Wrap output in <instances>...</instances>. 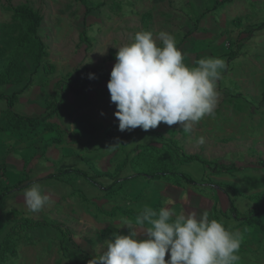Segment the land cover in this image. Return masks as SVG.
Returning a JSON list of instances; mask_svg holds the SVG:
<instances>
[{
    "label": "rangeland",
    "instance_id": "1",
    "mask_svg": "<svg viewBox=\"0 0 264 264\" xmlns=\"http://www.w3.org/2000/svg\"><path fill=\"white\" fill-rule=\"evenodd\" d=\"M220 1L222 0H87L92 6L98 3H104V6L85 16L84 7L76 0H0V66L11 59L16 41L23 33L22 22L12 19V8L19 5L25 4L42 16L38 36L48 52V57L42 59L36 69L29 57L23 55L18 58L19 73L15 77L22 80L21 86H4L0 91L11 95L26 82H32L31 87H36H28L24 90L25 94L23 92L18 96V101L20 98L23 100L22 106L18 108L24 115L26 113L28 117H37V114L45 112L44 106L41 112L39 105L29 106L25 103L28 97L43 105L53 98H62L63 104L69 100L77 107L75 117L89 116L90 122L98 126L102 134L120 138L127 135V140L122 137L124 148L133 147L134 140L138 146L151 145V149H144L139 155L130 154L132 159L127 174H150L167 166L190 176L197 185H187L179 177L171 175L161 181L143 176L124 181L120 185L125 191L120 194H125L128 200L139 201L133 209L143 210L148 207L160 210L163 206H172L176 215L192 211L201 213L209 208L207 198H210L216 210L214 213L209 208L210 219H217L230 231L240 232L242 235L241 247L237 253L240 259L236 264H264V237L257 234L253 227L241 226L233 218L220 215L221 211L228 216L230 214L229 196L234 200L236 209L246 214L256 205L246 197L264 191V29L256 30L264 23V0H233L218 6ZM142 30L152 32L154 39L161 31L172 34L189 66H196L198 60L205 57L225 61L226 70L216 82L219 97L214 117L203 118L189 132L178 125L168 126L163 122L147 131L139 127L131 131L119 130V122L114 115L117 109L111 102L107 83L116 63L118 48L132 43L134 35ZM83 31L86 32L88 42L80 41ZM188 33L186 39H183ZM156 42L160 45L158 39ZM231 43L241 44L242 48L236 58L229 61ZM49 65L53 67L52 72L45 74L43 67ZM89 73H98L107 79H95L82 96H74L65 88L63 93H51L57 81L65 80L76 86ZM40 94L50 96L43 102ZM71 104H66L68 109H71ZM31 107L34 108L31 110ZM4 126H7L4 116H0V128ZM22 130L20 136L31 133L29 129ZM19 135L9 133L8 136ZM158 135L164 139L177 140L186 154H197L209 161L238 168L230 174L223 173L218 179L235 187L240 194L227 188L216 190L214 186L203 182L211 175L208 173L209 169L198 162H178L174 154L160 149L159 144L163 140ZM200 136L205 138L202 146L196 143ZM90 150L83 151L82 158H74L67 165L86 173L88 177H94V174L87 171V165L95 158L93 153H89L93 150ZM67 159L70 160V157ZM66 169L68 168L60 171H67ZM72 175L76 178L72 179ZM7 178L9 176L4 179ZM60 179L68 184L63 186L66 188L63 191L72 194V204L66 206L67 203L59 202L55 206L52 203L46 208L48 211L54 205V210L46 212L41 219L60 224L64 236L50 227L27 230L15 238L17 255L5 264H86L83 257L86 254L92 258L103 254L106 250L105 242L112 238L113 233L128 234L127 228H122L119 222L121 216L118 213L109 212L107 206L97 207L92 202L95 194L97 198H104L100 189L75 174H67ZM77 179L80 180L79 184ZM95 180L100 185L105 183L98 178ZM162 181L171 187H164ZM184 186H188L201 198H195L200 204L195 200L192 204L189 203L191 194ZM111 191L106 194V198L118 194L117 191ZM96 204L103 206L102 200ZM0 206L4 208V202ZM109 213L112 214L108 216ZM2 214L4 229L1 228L0 241L13 226L7 220L8 213ZM140 231L141 238H146L144 230ZM63 248H66L65 251ZM168 258L169 255L166 254L165 259Z\"/></svg>",
    "mask_w": 264,
    "mask_h": 264
},
{
    "label": "clouds",
    "instance_id": "2",
    "mask_svg": "<svg viewBox=\"0 0 264 264\" xmlns=\"http://www.w3.org/2000/svg\"><path fill=\"white\" fill-rule=\"evenodd\" d=\"M226 67L223 59L215 57L189 66L172 34L161 31L154 39L150 31L137 32L132 43L118 48L107 83L119 130L147 131L163 122L189 132L203 118L214 117L219 97L216 82ZM88 78L95 75L89 73ZM196 143L204 145L205 138L200 136ZM23 197L32 213L53 203L39 183L27 188ZM119 222L128 234L113 233L103 254L88 264H236L240 259L241 233L210 219L208 211L176 215L167 206L158 213L145 207L134 222L127 217H119ZM140 229L146 238H141Z\"/></svg>",
    "mask_w": 264,
    "mask_h": 264
},
{
    "label": "crops",
    "instance_id": "3",
    "mask_svg": "<svg viewBox=\"0 0 264 264\" xmlns=\"http://www.w3.org/2000/svg\"><path fill=\"white\" fill-rule=\"evenodd\" d=\"M1 87L4 86H0V88ZM55 91L56 90L53 89V92L51 90V93L53 94L55 93ZM25 93L26 91L23 94ZM0 94L8 95V93L5 92L2 93L1 91ZM46 95L45 94L39 95L41 97L40 99H43V102L47 97L50 96V95L47 96ZM21 100L22 98H20V100L18 101L17 104H15L12 110L16 113L24 115L22 112L19 111L18 108L22 106L21 102L23 100L22 101ZM25 103L29 104V106L39 105L41 107L40 110L41 112L44 110L42 107L43 106L45 107V104L44 105L37 104V102L34 99H31L29 97L25 99ZM44 103H46V101ZM66 104L68 105L71 103L69 100H67L65 104H63V109L59 112V115L57 117L50 119V122L59 125V136L55 132L44 131L41 127L38 128L37 130L25 128L26 130L29 129L31 131V133H28L25 136L23 134L21 136L19 135L23 131L22 129L13 131L9 126H4L3 128H0V140H1L0 170L3 172V175L0 178V188L1 189L10 188L12 190L10 195L3 201L4 208L0 206V234L2 233L1 228L4 229V225L2 224L3 222L2 213H8V217L10 218V220H19L23 218V219H29L30 221H42L43 220L41 219L42 215H45L46 212L51 211L52 209L54 210V205H53L52 208L50 209L48 208V211L47 208H45L42 212L39 213H32L28 211V209L25 207L23 203V199H24L23 192L27 188H29L33 183H39L42 189L51 195L53 199V204H55V206L59 202L60 204L67 203L65 204L66 206L68 204H72V200L74 199L71 197L72 194L63 191V189H66L63 186H68V184L64 182L63 179L53 180L50 179L49 176L57 173L60 170H64L65 168H68L69 170L74 169L75 167L74 168L70 167V165H67V163L71 162V160L74 161V158H82L83 157L82 154L85 152V150L86 151H89L90 149L93 150L92 152L89 153H93L95 157L87 165L88 166L87 171L90 172L91 174H94L93 176H96V174L108 175V177L98 178L101 179L102 182H105L104 184L102 183L103 187L110 186L113 183V178L119 180L117 185L112 189V191H117L118 194H114L112 197H109L110 198L109 199L105 197L108 192L99 190L101 192L100 194L101 195L103 194L104 198L103 199L97 198L96 197L97 194H95V197L92 201L95 204V206L104 207V208L107 206L110 212L115 207H120L122 209H133L136 208L137 203H139V201L136 199H133L131 201L126 198L125 194H120L123 191H125L123 190L122 186H120V184L123 183L122 180L123 177L125 175H127L126 177L132 175L131 173L127 174V172H129V162L132 159V158L130 159L131 157L130 154L132 153L133 156H135L138 155L139 152V151L135 152L133 150L138 146L136 140H134L133 147L126 149L124 148V143L122 141H124L123 138H126V140L129 139V137H126L127 135H124V137L121 136V138L109 137L106 134H102L101 132L87 131L85 133L79 134V136L77 137L75 126L72 123L73 119L76 118L74 115V111L77 110V107L71 104V109H68ZM32 108L34 107H31V110ZM6 110H7L6 102L4 100H0V116H5L4 112ZM27 113H31V112H27ZM24 116L28 117L26 113ZM36 116L38 117L40 115L37 114ZM31 117H35V116L33 115ZM9 133L10 134L16 133V135L18 133L19 136L10 137L8 136ZM75 136H76V140L74 138ZM59 138L61 141L57 143L56 140ZM117 141L120 142L117 146H115L114 148H109V146L115 144ZM96 147H99V149H96ZM68 157H70V160L67 159ZM73 161L72 163H74ZM114 172H117L115 176H113ZM208 173H211L210 169L208 170ZM221 175H223V173L220 175L211 174L209 176V179L214 182L225 183L223 180L218 179V177ZM8 176L9 178L4 179ZM71 178L74 179L76 177L72 175ZM108 180L111 182H108ZM158 181H161V179ZM77 183L79 184L80 180L77 179ZM17 185H19L20 187V189L18 190L15 189L16 188L15 186ZM163 186L171 187V185L167 184L166 182H163ZM184 187H186L185 190L191 194L190 198L188 199L190 204H192V201H194L195 198L197 199L200 198L197 197L196 194L193 193L192 190H190V188H188V186H184ZM215 189L218 190L216 187ZM229 198L231 199L230 196ZM100 200H102L103 206H98L96 204L97 202L100 203ZM207 201L209 208H212L214 202H212L210 198L209 199L207 198ZM195 202L197 204L199 203V201L196 200ZM168 207L172 209V206H168ZM198 207L199 206H197V208ZM209 208L206 209V211L211 212L209 211ZM173 212H175V209L173 210Z\"/></svg>",
    "mask_w": 264,
    "mask_h": 264
},
{
    "label": "trees",
    "instance_id": "4",
    "mask_svg": "<svg viewBox=\"0 0 264 264\" xmlns=\"http://www.w3.org/2000/svg\"><path fill=\"white\" fill-rule=\"evenodd\" d=\"M81 3L84 7V15L88 16L93 10H96L102 6L104 3H98L94 6L88 4L87 0H76ZM233 0H222L217 5H224L226 3H230ZM12 19L19 20L22 22L23 33L20 35L19 39L16 41L14 52L11 55V59L6 63L0 66V86H15L20 85L22 83L21 79H16V75L19 73V64L17 59L21 58L23 55L29 57L32 60L35 69L38 68L41 64L42 59L48 57V52L45 50L44 44L39 39L38 30L42 23V16L37 12L32 10L27 5H19L12 8ZM264 29V23H261L256 30ZM188 34L184 36L183 39H186ZM81 42H88V38L86 37V32L83 31L80 34ZM178 47V46H177ZM242 48L241 44H229L230 53L228 55V60L232 61L236 58L238 51ZM25 71L26 68H23ZM52 66L43 67V72L45 74H50L52 72ZM33 74V73H32ZM31 74V75H32ZM95 75L94 79H89L88 74L83 77V79L75 85L67 83L65 80H59L56 82L54 89L57 92L63 93V89H67L74 96H82L84 95V91L89 88L95 79H107L104 75H100L98 73H93ZM32 82H26L21 89L12 93L11 95L0 94V100H4L7 105V110L4 112V120L5 124L9 126L13 131L21 130L23 128H30L32 130H37L38 128H42L47 132H55L59 136V125L56 123L50 122V119L53 117H57L59 112L63 109V100L53 98L52 101H46L45 103V112L38 117H26L22 116L12 109L18 101V96L24 92L28 87H31ZM73 125L75 126L76 136L79 134L85 133L87 131L91 132H100L98 126H95L90 122V117L87 115H81L73 119ZM140 133V132H137ZM136 133V134H137ZM76 136L74 137L76 140ZM127 137V136H126ZM160 139L163 140L159 145H161L162 150H166L175 155L177 161L181 162H198L203 165L205 168H209L211 170L212 175H220L222 173H232L233 171H237L238 168L235 166H228L226 164H221L218 162L209 161L197 154H186L182 148L178 145L177 140L174 139H164L162 136L158 135ZM73 138V139H74ZM60 138L56 140V142H60ZM143 147V148H140ZM152 146H137L135 149L138 152V155L142 150L151 149ZM155 149V148H154ZM132 162V161H131ZM67 174H75L79 178H84L88 183L95 186L104 192H109L115 187L119 180L113 178V183L108 187H103L99 183L95 181V178L108 177L107 174L96 175L94 177H88V175L84 172L71 169L67 171H59L56 174L49 176V178H53L56 180H60V178ZM176 176L179 177L183 182L187 185H197V183L190 177L182 173H178L175 169H171L167 166H162L150 174H142L135 173L132 176H128L123 178V182L136 178V177H146L148 179L160 180L166 178L167 176ZM112 179V178H111ZM208 183L211 186L216 187L219 190H223L224 188L230 189L235 194H240V192L233 186L227 183H219L214 182L210 179L203 181ZM121 186V185H120ZM15 189H20L19 185L15 186ZM12 190L10 188H0V205L1 203L10 195ZM115 193V191H111ZM247 199L256 203L255 207L250 209L248 213L242 214L240 213L235 205L234 200H229V216L225 212H220V215L224 218H233L235 221L240 222V225L246 227H253L257 234H260L264 237V191L256 193L254 195H250L246 197ZM213 212L216 213L215 206L212 207ZM143 210H133V209H122L120 207H115L112 209V213L116 212L122 217H127L129 220H135L136 216L142 212ZM157 213L159 210H154ZM109 213L108 216H110ZM7 220L13 223V226L9 230V232L4 236V238L0 241V264H5L10 258H15L17 255V250L15 247V238L19 237V235L27 230H32L39 227H50L60 232L62 236H64V232L61 230L60 224H53L47 221H30L29 219H19V220H10L7 217ZM228 229V228H227ZM230 230V229H228ZM66 248H63L65 251ZM92 259V257L86 254L83 257V260L88 264V261Z\"/></svg>",
    "mask_w": 264,
    "mask_h": 264
},
{
    "label": "built area",
    "instance_id": "5",
    "mask_svg": "<svg viewBox=\"0 0 264 264\" xmlns=\"http://www.w3.org/2000/svg\"><path fill=\"white\" fill-rule=\"evenodd\" d=\"M2 175H3V172L0 170V178H1Z\"/></svg>",
    "mask_w": 264,
    "mask_h": 264
}]
</instances>
